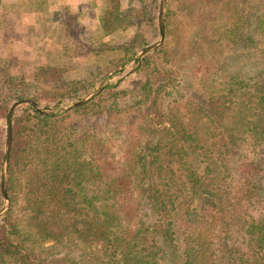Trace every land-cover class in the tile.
<instances>
[{"label": "trees", "instance_id": "trees-1", "mask_svg": "<svg viewBox=\"0 0 264 264\" xmlns=\"http://www.w3.org/2000/svg\"><path fill=\"white\" fill-rule=\"evenodd\" d=\"M107 1L97 45L52 13L62 56L87 65L0 58V172L14 100L74 101L115 72L72 110L14 113L0 264H264V0H167L164 42L120 72L158 5Z\"/></svg>", "mask_w": 264, "mask_h": 264}, {"label": "rangeland", "instance_id": "rangeland-1", "mask_svg": "<svg viewBox=\"0 0 264 264\" xmlns=\"http://www.w3.org/2000/svg\"><path fill=\"white\" fill-rule=\"evenodd\" d=\"M141 1H145V0H136L135 4L139 5V3ZM52 3H54V0H0V12L3 11V14L8 16L7 21L10 22V26H11L9 29L4 28L5 25L1 26L6 31L5 32H3V30L0 31V58L2 60L3 65L8 67L11 72L23 73L25 75H28L31 73L33 66H35L36 64H38L40 62L44 63V62H48V61H55L54 60L55 58L57 60L59 59L58 58L59 55L56 54L57 50L59 48V46H58L59 42L57 41V42L53 43L52 42L53 40L51 41V39H57L54 35L52 36V34L55 32V29L52 28L53 27V25H52V22H53L52 21V13L53 12L49 8V5ZM108 4H109V2L107 0H92V2L90 4L91 8H87L88 11H86V12L83 11L81 14L79 13V15H81L84 19L86 18L84 22L91 24V26H93V28H94L93 29L94 30L93 43L95 45H97L101 41V37L98 33L99 32L98 26L95 27V25L97 24L96 23L97 13H101L102 11H100V9L102 10ZM156 4L159 5V0H156ZM29 10L30 11L36 10V12H33V15L31 18H29V16H27L26 14L25 15L23 14L24 12L29 11ZM13 13H17L16 16H17L18 23L22 25V28H20L18 30L16 28L12 27V23L16 22V19H15V16L13 15ZM157 14H158V8L156 9L155 20L153 21L152 26H151V24H148L145 22L142 23V26H141V32L143 34L144 40H145L147 45L152 44L159 39ZM92 17H94L93 21L91 19ZM2 18H3L2 20H6V18L4 16H2ZM34 20H38L39 22L36 23L37 27H35V26L31 27L30 31L31 32L33 31V33H31V36L28 37V35L30 33V31L27 28L28 24L31 22H34ZM0 21H1V19H0ZM18 32L19 33L23 32L24 34L21 33L22 35L19 37ZM49 32H52V33L50 35H48ZM128 34H129V31L117 29L111 34V37L118 40V41H121V40L123 41L127 38ZM164 39H165V37H164ZM39 41L41 42V44L39 43ZM163 42H164V40H163ZM131 61H133V60L130 59L126 64L122 65V66H124L123 69ZM65 62H68L70 64H75L78 66H85L89 63L88 61L81 60L77 57H66ZM117 71L120 72L119 69ZM131 71H133V69L129 70L128 73L123 75L122 78H124L126 75H129L131 73ZM113 76H115V72H114V75L108 77V79L113 77ZM140 78H141V76H140ZM96 85H94L92 88H94ZM86 94H84V95H86ZM83 96H81V97H83ZM70 102H72V101H70ZM70 102L67 101V102H62V103H54V104L52 103V104H49L48 107H46L45 104H42L39 102L38 103L42 106H45L46 108H49V107H54V106H63V105L70 103ZM21 106H23V105H21ZM5 122H6V120H5ZM0 176H1V172H0ZM4 215H2V216H4ZM2 216H0V217H2Z\"/></svg>", "mask_w": 264, "mask_h": 264}, {"label": "water", "instance_id": "water-1", "mask_svg": "<svg viewBox=\"0 0 264 264\" xmlns=\"http://www.w3.org/2000/svg\"><path fill=\"white\" fill-rule=\"evenodd\" d=\"M165 4H166V0H159L158 14H157L159 39L156 42L149 44L144 48H142L141 50H139L131 58V60H135L137 58L141 59L144 54L157 49L162 44L165 37V19H164ZM123 67L124 66L120 67L119 71H121ZM112 75H114V72H111L110 74L102 77V79L98 82V84L94 88H92L86 95L70 103H67L63 106H54V107L46 108L45 106L40 105L38 102L30 98L17 99L11 104L10 108L8 109L6 122H5L6 139H5L4 157H3L1 176H0V186H1L2 195L4 197V204L0 208V216L4 215L8 211L10 206V198L6 189V178H7L8 166H9L10 150L12 146V117L15 111L17 110V108L20 107L21 105H29L32 107L33 110L41 114L51 115V116L61 114L63 112L72 110L75 107L83 105L86 102L90 101L95 96H97L100 92H102V90L106 86L111 85V83L108 81V77Z\"/></svg>", "mask_w": 264, "mask_h": 264}, {"label": "crops", "instance_id": "crops-1", "mask_svg": "<svg viewBox=\"0 0 264 264\" xmlns=\"http://www.w3.org/2000/svg\"><path fill=\"white\" fill-rule=\"evenodd\" d=\"M91 2H92V0H54V3H52V4H50L49 5V8L51 9V11L54 13L57 9H59L60 7H62V6H67V7H69L72 11H74L75 13H77L78 15H79V13L81 14L83 11H88L87 10V8H91ZM90 10V9H89ZM17 12V11H16ZM33 12H36V10H29V11H26V12H24L23 14L25 15H27V16H29V18H31L32 17V15H33ZM21 13V12H20ZM16 14L17 13H13V15L15 16V19H16V22L15 23H12V27L13 28H16L17 30L18 29H20V28H22V25L21 24H19L18 23V20H17V16H16ZM2 16H4L5 18H6V20H2L3 18H2ZM7 17L8 16H6L5 14H3V11H1L0 12V19H1V21H0V31L1 30H3V32H5L6 30H4L1 26L2 25H5V27L4 28H10L11 26H10V22H8L7 20ZM79 17H81V20H82V22H84L85 21V19L81 16V15H79ZM94 17H92L91 19H92V21L94 20L93 19ZM52 25H53V27L52 28H54L55 29V32L52 34V36L54 35L57 39H51V41L53 42V43H55V42H59V45L58 46H60V36H61V32L59 31L60 30V27H59V25L52 19ZM39 21L38 20H34V22H31V23H29L28 24V30L30 31L31 30V27L32 26H35V27H37V24L36 23H38ZM84 23H86V22H84ZM96 25H95V27L96 26H98V22H97V19H96ZM86 24H88V23H86ZM89 25V27L91 28V30H92V32L94 33V28H93V26H91V24H88ZM51 28V29H52ZM21 33H23V32H21ZM21 33H19L18 32V36L20 37L22 34ZM31 33H33V31L31 32L30 31V33H29V35H28V37L29 36H31ZM52 32H49L48 33V35H50ZM99 33V32H98ZM24 34V33H23ZM34 35V34H33ZM60 35V36H59ZM99 35H100V33H99ZM42 41V40H41ZM122 41V40H121ZM92 42H93V37H92ZM39 43L41 44V42L39 41ZM94 44V43H93ZM56 47V46H55ZM61 47V46H60ZM61 48H58V50H57V53L56 54H58L59 55V59L57 60L56 58L54 59L55 60V62H62V63H66V64H70V63H68V62H65L66 61V57H64V56H62V52H61V50H60ZM62 56V57H61ZM77 58H79V57H77ZM79 59H81V58H79ZM65 60V61H64ZM81 60H83V59H81ZM71 65H74V66H78V65H75V64H71ZM102 79V78H101ZM100 79V80H101Z\"/></svg>", "mask_w": 264, "mask_h": 264}]
</instances>
